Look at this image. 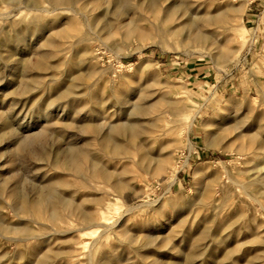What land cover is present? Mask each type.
I'll return each instance as SVG.
<instances>
[{
    "label": "rangeland",
    "instance_id": "rangeland-1",
    "mask_svg": "<svg viewBox=\"0 0 264 264\" xmlns=\"http://www.w3.org/2000/svg\"><path fill=\"white\" fill-rule=\"evenodd\" d=\"M249 1L227 31L204 29L228 41L230 57L224 61L215 59L218 46L188 44L186 33L172 35L186 20V11L172 6L184 0L81 2L86 20H77V30L84 43L76 55L48 60L60 70L33 77L41 79L35 93L0 92V228L27 230L21 236L0 229V264H91V257L93 264H264V151L257 158H242L235 152L241 141L229 150L225 142L208 147L203 130L213 119L211 133L216 132L227 117L239 133L264 140V0ZM27 2L32 11L0 0V52L10 37L16 38L13 31L31 39L34 30L58 22L65 13L51 12L47 0ZM189 3L211 7V12L222 7L212 0ZM42 9L51 13L36 12ZM36 15L45 20L37 23ZM38 60L33 57L32 63ZM51 77L55 82H49ZM67 88L79 97L63 107L65 126L37 122ZM231 100L237 103L226 109ZM200 106L199 130L187 136L190 147L179 137L161 151L169 137L144 135L142 150L114 158L102 153L95 137L81 133L94 109L104 112L100 124L118 125L126 122L122 111L144 108L145 116L130 120L159 136L154 126L169 130L178 114L190 118ZM14 108L25 113L14 126L21 137L44 134L23 150L15 145L17 136L6 135L2 127L5 120L13 122L8 118ZM245 120L254 125L243 128ZM31 124L33 129L23 134L21 127ZM75 140L79 149L90 148L107 176L88 165L84 176L64 166ZM199 167L205 172L201 187L214 184L202 188L208 191L195 201L191 189ZM174 175L177 182L171 185ZM42 194L59 197V204L53 198L54 203L27 214L11 211L9 205L20 203L13 196L36 202ZM129 208L137 209L125 217ZM87 215L110 222L124 216L125 222L114 234L100 237L95 229L82 231L90 225Z\"/></svg>",
    "mask_w": 264,
    "mask_h": 264
},
{
    "label": "bare ground",
    "instance_id": "bare-ground-1",
    "mask_svg": "<svg viewBox=\"0 0 264 264\" xmlns=\"http://www.w3.org/2000/svg\"><path fill=\"white\" fill-rule=\"evenodd\" d=\"M48 4L51 6V12H65L63 15L57 17L58 22L52 24H47L40 30H34L33 38L29 39L24 35H20L16 32L12 34L16 35V38L13 39L10 37V45L3 47L2 52H0V92L6 91L9 92L10 89H15L19 91L22 95L32 94L38 91L41 79L33 80V77L41 78L46 73L51 71H59L60 67H52L49 64L50 59L52 58H61L67 60L68 57L72 58L76 55L77 46L83 45L84 39L78 35L77 30V20L81 21L82 18L86 20L85 9L81 6L83 0H47ZM154 3L159 0H152ZM213 2L220 4L222 7L215 12H211V7L209 8H197L196 5L190 4L189 0H184L183 4L173 5L172 9H182L186 11V20L184 23H181L179 26L175 27L171 32L173 36H179L181 34L186 35V41L188 44L200 45L204 47L218 46L220 52L217 53L216 60H227L230 57V53L227 50L228 41L221 40L219 32H210L205 31L211 27H215L218 30L227 31V26L232 24L235 21V18L241 17L250 5L249 0H212ZM9 3H21L18 9L29 10V5L27 0H8ZM193 3V2H191ZM37 8V7H36ZM186 9V10H185ZM188 10V11H187ZM32 11V10H29ZM83 11L85 13H83ZM171 14H175L174 10H169ZM38 13H51L46 10L36 11ZM194 12V13H193ZM202 14V15H201ZM37 17V18H36ZM36 22L41 23L45 20V17L42 15H36ZM234 18V19H233ZM211 51V49H210ZM212 52V51H211ZM39 58L36 63H32V58ZM214 57V56H213ZM50 83L55 82V78L51 77L49 80ZM79 95L73 93L72 90L67 88L63 93L59 95L55 102H58L54 105H51L47 111L39 113L37 117V122L46 121L50 123V126H65L62 122V118L65 115V105L69 106L72 98H78ZM62 101L64 104L62 105ZM74 103V102H73ZM236 101L227 102L226 109L231 108ZM130 110V109H129ZM202 107H196L195 113L190 118L185 117L182 113L177 115V120L171 123L169 130L163 128H155L157 133H161L159 136H155L153 133L148 131L146 128H142L137 122L130 120L131 116H145L146 110L144 108H134V113L130 111H122V116L126 122H122L118 125L113 124H100V119L104 115V112L100 109L91 110L90 116L88 117L85 126L81 133L88 136H93L98 141L102 153H108L114 158H121L122 156L130 155L133 151H139L143 149V141H141V136L146 135L152 136V139H161L164 137H169L171 140L166 145L163 146L161 151L171 148L178 142L179 137H185L186 146L190 147L188 141V134L190 131L199 130L195 127V120L200 114ZM25 113L23 110H18L17 108L11 109L10 116L8 119L13 120V122L8 123L6 120L3 121L2 127H4L6 135L16 137L14 142L15 145L21 146L22 150L25 148L26 143H33L39 138L44 136L43 133L33 135L29 139L21 137L18 134V130L14 129L16 126L15 122L23 119ZM70 115V114H69ZM26 119V117L24 118ZM27 120V119H26ZM212 121L209 120L204 125V132L207 135V146L212 147L216 146L217 142H225L227 144L225 149H231L232 146H235L237 141H241L242 144L237 145L235 152L239 153L242 158L254 157L257 158L264 151V140L262 136L254 134H244L239 133L238 128L231 126L229 118L225 117V123L222 126H219L216 132L211 133L212 131ZM36 124V123H35ZM243 128L252 127L254 124H250L249 120H245L241 123ZM108 129H104L105 127ZM34 125H28L27 127H21L23 134L28 133L29 129H33ZM23 128H26L25 130ZM46 131V130H45ZM47 132V131H46ZM150 132V134H149ZM244 141V143H243ZM78 141H74L73 145L68 147V153L66 155L67 162H65V167L70 169L76 175L84 176L85 165H88L89 170H100L103 176L109 174L107 170L101 169V165L93 159L90 148H81L77 147ZM122 142H126L123 144ZM205 172L199 167L194 175L195 184L193 185L191 192H193L194 200L201 201V195L203 191H208L212 188L214 182L209 181L205 186L201 187L204 182ZM92 174L90 175V178ZM216 178H219L216 176ZM204 179V180H203ZM203 181V182H202ZM177 182V177L174 175L171 178V185ZM244 184H237L243 188ZM3 188V184L0 186ZM208 189L203 190L201 189ZM198 191L200 193H198ZM13 198L20 199V203L16 206L9 205L13 214L18 216L19 214H27L31 212V209H38L39 207L43 208L48 206L50 201L54 203L53 200L57 199L59 204V197L51 196L45 198V195L42 194L39 197L38 201L27 200L25 197L13 196ZM55 198V199H53ZM61 203V202H60ZM143 206H150L143 205ZM37 207V208H35ZM1 209V207H0ZM137 208H129L125 213V217L129 216ZM124 216L117 218L115 221H93L91 216H86V221L89 222V226L82 231H87L95 229L94 233L99 232L100 237L106 236L107 234H114V232L120 229L123 225ZM54 217V216H52ZM89 218V219H88ZM4 233H9L15 231L21 236H24L27 232L26 228H11L4 227L0 228ZM15 242H23L24 239L21 238H11L9 239ZM33 240V239H32ZM95 243H92V246ZM93 258L91 257L90 263L93 264Z\"/></svg>",
    "mask_w": 264,
    "mask_h": 264
}]
</instances>
